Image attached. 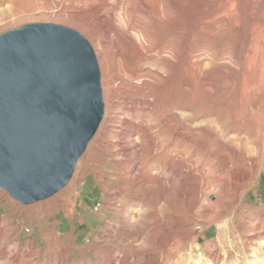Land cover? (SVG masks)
I'll return each instance as SVG.
<instances>
[{
  "label": "rangeland",
  "instance_id": "374dc122",
  "mask_svg": "<svg viewBox=\"0 0 264 264\" xmlns=\"http://www.w3.org/2000/svg\"><path fill=\"white\" fill-rule=\"evenodd\" d=\"M127 1L12 0L10 10L0 19V32L21 23L41 21L62 24L81 33L93 47L97 58L104 100L100 124L78 158L71 178L60 190L66 189L73 181H75L73 187L76 189L82 182L81 177H85L84 186L79 191L81 192L79 205L84 207L83 210L81 211L78 204H75L78 215L75 221L69 220L66 214L60 212L55 223L57 230L62 233V238L65 237L67 229L76 227L74 228L75 243L78 244L76 247L67 249L64 255L56 248V243L51 241L46 245L45 240L49 238L47 234L41 237L42 217L41 214H37L34 205L48 197L29 204H20L0 188V225L6 230L0 245L11 247L10 239L17 235L19 250L27 246L33 248V251L37 250L35 254L29 251V255L24 256V259H18L14 264H105L107 259L113 257L112 251L117 248L118 243L121 244L120 227H115L117 224L122 225L119 211L110 208L106 198L112 196V191L109 190L112 185L127 183L123 178L114 180L118 176H125L123 172L126 164L113 156L109 146L108 126L106 122L103 123L105 112V96L103 95L108 88L109 115L119 109L115 106L118 107L120 103H123L122 94L119 96L116 93L119 86H116L115 80L109 76L113 72L120 74L123 72L121 67L123 62L117 56L114 57V53L121 45V48L126 49V42L124 35L111 31L112 25L108 15L109 12L114 13L115 19L114 17L113 19L121 27L125 26L126 15L129 13L133 18H137L136 21L143 23L137 21L143 28L150 31L153 27V23L147 16L136 14L138 1ZM166 1L168 5L171 2V0ZM146 2L149 14H154L159 0H146ZM181 3L183 23L197 22L195 23L197 31L191 32L190 35L186 28L189 25L184 24L178 44L190 47L189 49L194 51V56L197 55L201 63L211 59L212 68L209 67L207 70L209 75L211 71V77L215 74L212 77L214 86L211 90L201 88L199 79L203 77V73L192 71V74L188 73L180 78L181 80L189 78L193 87L184 90L182 87H177L175 80L169 81L163 89L161 101L167 102L169 98L179 96L182 104L181 113L187 114L190 108L193 109V115L189 118L192 123L196 124L206 118L209 119L212 128L220 138L229 139L241 147L238 161L237 158L231 159L234 168L238 165L235 168V172H238L236 176L240 173L242 176L254 177L247 188L250 196V202L247 205L222 203L223 199L218 193L212 197L210 195L209 204L213 207L211 216L206 215L209 212L202 216L198 214L193 225L194 229H185L183 233L188 240L186 246L178 252L175 251L172 259H179L178 264H264L262 240L264 228L257 229L253 241H250L248 236L253 228L264 227V0H181ZM101 14L103 17H100ZM58 18L67 21L70 19L69 21L77 22L79 25L85 24L89 29H93L99 37L104 54L97 52L95 40L93 42L83 31ZM198 22L201 23L198 24ZM151 31L158 37L166 34L165 30L155 25ZM102 70L105 71L102 73ZM254 80L258 82L256 87L252 85ZM254 103L257 105L254 106ZM217 112L221 116L219 121L215 118ZM197 137L203 139L204 133L200 131ZM215 149L217 147L214 146L213 150ZM215 154L213 162L218 165L219 162L216 159L218 156L216 152ZM199 166L204 169L207 165L204 160H201ZM214 174L219 176L217 172ZM131 197V194H127L128 202ZM114 204L117 207L120 205L119 202ZM215 209L218 212H214ZM216 219L221 222L217 224ZM112 227L111 235L107 236V229ZM219 229L222 235L218 233ZM194 235H199V238L194 240ZM65 241L67 242V239ZM140 241L141 239L138 238L135 244H139ZM153 242L151 240L147 244L148 249L154 247ZM190 245L193 246L192 250H189ZM125 249L127 250L128 247ZM212 255L216 257V263L210 260ZM6 262L5 264H13Z\"/></svg>",
  "mask_w": 264,
  "mask_h": 264
},
{
  "label": "bare ground",
  "instance_id": "6f19581e",
  "mask_svg": "<svg viewBox=\"0 0 264 264\" xmlns=\"http://www.w3.org/2000/svg\"><path fill=\"white\" fill-rule=\"evenodd\" d=\"M135 1H138L136 14L147 16L153 23V27L154 25L159 26L160 29L166 31V34L158 37L155 32L151 31L153 30L151 25L150 31L143 28L139 24L141 21L137 20L138 23L137 18H133L130 13L126 15L125 26H118L114 21V13L109 12L111 31L114 30L124 35L126 49L121 48V45L114 53V57L117 56L123 62L121 65L123 72L121 74L113 72L109 76L115 80L116 86H119L116 93L119 96L122 94L123 103H120L118 107L115 106L119 109L109 115V90L106 88L105 95H103L105 96L103 123L106 122L108 126L110 135L108 143L113 156L126 164L125 168L122 167L125 176H118L114 180L123 178L127 183L112 185L109 188L112 196L106 198L110 208L119 211L122 225L115 226L120 227L121 244L118 243L117 248L112 251L113 257L107 259L105 264H168V262L178 264L179 259H172V256L175 251L178 252L186 246L188 240L183 235L185 229H194L193 225H195L198 214L202 216L209 212L206 215L211 216L213 207L209 204L210 195L212 197L218 193L223 199L222 203L247 205L250 202L247 188L254 176H242L240 173L236 176L238 172H235V168L238 165L234 168L231 159L237 158L238 161L241 147L229 139L220 138L212 128L209 119L206 118L196 124L192 123L189 118L193 115V109L190 108L187 114L181 113L182 104L179 96L169 98L167 102L166 100L161 101L163 89L169 81L175 80L177 87H182L184 90L193 87L189 78L185 80L180 78L192 71L203 73V77L199 79L201 88L213 89L212 77L215 74L211 77V71L209 75L207 70L212 65L211 59L201 63L197 55L194 56V51L189 49L190 47L178 44L182 37L184 24L189 25L186 28L191 35L195 30L197 31L195 26L197 22L189 20L190 24L183 23L181 0H171L169 5L166 0H159L154 14H149L146 0ZM11 3L12 0H0V19L6 16ZM100 17L103 15L101 14ZM58 19L80 29L92 41L95 40L96 42H93L97 52L103 53L102 44L93 29H89L85 24L79 25L77 22L69 21L70 19L68 21L63 18ZM257 84L255 80L252 83L255 87ZM255 105L257 104L254 103ZM220 117L217 112L216 120L219 121ZM200 131L204 133L203 139L197 137ZM214 146L217 147L216 151L213 150ZM215 152L218 156L216 158L218 165L213 162L216 157ZM201 160H204L207 165L206 168L204 167L205 170L199 168ZM215 172L219 173V176H215ZM84 180L85 177H81L82 182L76 189L73 187L75 184L73 181L66 189L62 191L60 189L57 191H60L59 193L55 192L56 194L34 205L37 214H41L42 217L41 237L47 234L49 238L45 240L46 245L51 241L56 243V248L64 255L67 249L78 245L77 242L75 243L76 230L74 228L76 227L67 229L65 237L62 238V233L57 230L55 223L60 212L66 214L69 220L75 221L78 216L75 204L80 207L81 192L79 191L84 186ZM127 194L132 196L129 202L126 199ZM118 202L120 205L114 206V203ZM136 206L141 208H135ZM80 208L82 211L84 207ZM219 209L221 210V207ZM215 210L214 212H218ZM215 221L217 224L221 222L219 219ZM262 228L264 227L257 226L248 233L250 241L254 240L257 229ZM5 231L4 226L0 225V240ZM112 231L113 227L108 228L107 236L111 235ZM218 233L222 235L220 229ZM17 238L15 235L13 239H10L12 246L9 248L0 245V264H5L6 261L14 264L18 259H24V256L29 255V251H33V248L28 246L19 250ZM138 238L141 241L135 244ZM193 238L197 240L199 235H194ZM151 240L154 241V247L148 249L147 244ZM262 240L264 242V233ZM124 246L128 249L126 250ZM192 249L193 246L189 247V250ZM34 252L37 253V250L32 253ZM210 260L213 263L217 262L213 255Z\"/></svg>",
  "mask_w": 264,
  "mask_h": 264
},
{
  "label": "water",
  "instance_id": "95a60500",
  "mask_svg": "<svg viewBox=\"0 0 264 264\" xmlns=\"http://www.w3.org/2000/svg\"><path fill=\"white\" fill-rule=\"evenodd\" d=\"M89 41L53 22L0 32V188L20 204L67 184L103 116Z\"/></svg>",
  "mask_w": 264,
  "mask_h": 264
}]
</instances>
